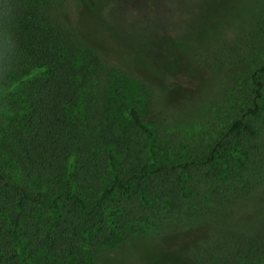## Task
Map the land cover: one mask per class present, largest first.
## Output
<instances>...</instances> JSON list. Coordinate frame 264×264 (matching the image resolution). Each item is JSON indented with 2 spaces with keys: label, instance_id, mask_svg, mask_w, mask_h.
<instances>
[{
  "label": "trees",
  "instance_id": "1",
  "mask_svg": "<svg viewBox=\"0 0 264 264\" xmlns=\"http://www.w3.org/2000/svg\"><path fill=\"white\" fill-rule=\"evenodd\" d=\"M73 3L0 0V264H92L119 227L213 219L264 179V144L247 118L261 110L264 66L252 76L250 106L210 152L211 162L234 148L214 182L232 184L212 202L191 192L199 161L164 160V128L144 108L120 111L115 74L102 60L114 53L78 29L87 15L72 20ZM250 233L207 240L186 264H264V224Z\"/></svg>",
  "mask_w": 264,
  "mask_h": 264
},
{
  "label": "rangeland",
  "instance_id": "2",
  "mask_svg": "<svg viewBox=\"0 0 264 264\" xmlns=\"http://www.w3.org/2000/svg\"><path fill=\"white\" fill-rule=\"evenodd\" d=\"M81 15L87 17L78 29L85 26L114 53L100 55L107 72L115 74L120 111L144 108L148 122L164 128V160L199 161L200 180L191 189L196 196L208 193L213 202L226 194L232 182H214L234 162V148L220 149L208 160L228 125L250 106L252 76L264 66V0H94V5L74 0L69 16ZM259 101V114L247 118L264 144V91ZM251 168L241 166L246 173H253ZM261 171L263 178L264 164ZM230 201L223 215L187 227L170 219L163 227L154 218L134 231L119 227L112 242L97 249L92 264H150V256L159 264H186L207 240L263 226L264 179Z\"/></svg>",
  "mask_w": 264,
  "mask_h": 264
}]
</instances>
